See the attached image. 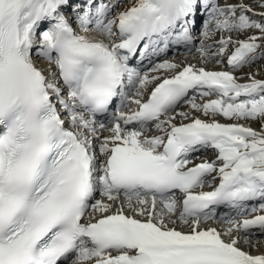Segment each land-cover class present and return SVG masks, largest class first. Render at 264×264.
<instances>
[{"label": "snow or ice", "instance_id": "snow-or-ice-1", "mask_svg": "<svg viewBox=\"0 0 264 264\" xmlns=\"http://www.w3.org/2000/svg\"><path fill=\"white\" fill-rule=\"evenodd\" d=\"M262 61L244 0H0V264H264Z\"/></svg>", "mask_w": 264, "mask_h": 264}, {"label": "rangeland", "instance_id": "rangeland-1", "mask_svg": "<svg viewBox=\"0 0 264 264\" xmlns=\"http://www.w3.org/2000/svg\"><path fill=\"white\" fill-rule=\"evenodd\" d=\"M128 2H129V0H124V6H127ZM225 2H227V3H237L238 0H221V3H222V4L225 3ZM244 2H245V3H248V4H251V5L253 6L254 10L257 11V12L264 11V9H261V8H259V7L256 6V2H255V0H244ZM120 10H123V7H122ZM249 15H251V14H249ZM198 29H199V27H198ZM198 29H197V31H198ZM195 30H196V29H195ZM233 38L235 39L236 37L234 36ZM244 38H245L244 36H241V37H240V39H244ZM218 39H219V36H217V37L215 38V40H213V41H209V43H215ZM229 51H231V49H229ZM167 58H168V59H176L177 62H179V59H180V60L183 61V62L191 63V64H195V65H197V67L202 66L201 62L199 61L198 56H197L195 53H193L192 55L180 54V55L177 56V58H176V56L173 55V54H168ZM184 60H185V61H184ZM37 63H38L39 65H41V64L44 65L43 62H40V61H37ZM206 67H207L208 70H216V71H219V70H227L226 68H224V69L215 68V67H214L213 65H211V64H208ZM244 71H245V73H248V72L257 73V72H258L259 74L256 76V78H257V79L264 80V61L260 62V64H257V65H255V66H253L252 68H247V69H245ZM236 75L239 76V75H241V73H237ZM239 82H240V83H247V82H248L247 77L245 76V78L242 79V80H240ZM215 98H216L215 96H212V99H215ZM205 101H206V100H205ZM205 101H204V102H205ZM197 102H198V103H203V102H200L199 100H198ZM180 110H181V111H188L189 109H188V107L185 105V106H183ZM201 118H202V119H203V118L206 119L205 117H201ZM217 119H219V121H220L221 123H233V121H227V120H224V119L221 120L220 117L217 118ZM241 123H243V121H241ZM248 126H251L253 129H255V130H257V131H259V128H260V125H259L258 123H249ZM105 134H107V133H105ZM260 239H261V242H260V243H261V244H264V238H260ZM260 243H259V244H260ZM241 246H242V247H245V248H248L247 245H243V244H242ZM243 249H244V248H243ZM255 250H260V249H258V248L256 247Z\"/></svg>", "mask_w": 264, "mask_h": 264}, {"label": "bare ground", "instance_id": "bare-ground-1", "mask_svg": "<svg viewBox=\"0 0 264 264\" xmlns=\"http://www.w3.org/2000/svg\"><path fill=\"white\" fill-rule=\"evenodd\" d=\"M197 26H198V24H197ZM197 28V27H196ZM77 31L79 32V29H77ZM195 31V30H194ZM82 34V33H81ZM181 52L183 53V49H181ZM178 55H180V54H178ZM178 55H175L176 56V58H177V56ZM181 60L179 59V62H180ZM185 61V60H184ZM186 63V62H185ZM37 66L38 67H40V68H44V65H39L38 63H37ZM207 99H212V97H209V98H207ZM207 99H206V101L205 102H207ZM200 101V100H199ZM200 102H204V101H200ZM217 118H219V117H217ZM204 119V118H203ZM220 119L222 120L223 118L222 117H220ZM218 121H219V119H218ZM220 122V121H219ZM221 123V122H220ZM243 123H245V122H243ZM211 152H209V153H207V154H205V155H201V159H209V160H211V159H214L215 157H214V155L213 156H211V155H209ZM197 162H199V160L197 161ZM208 189L209 188H205L204 190L205 191H208ZM249 218H251V217H249ZM258 248V249H260V250H255V248ZM247 249V250H246ZM244 251H248V252H251V254H253V255H260V254H264V244H257L255 247H253V248H244L243 249Z\"/></svg>", "mask_w": 264, "mask_h": 264}]
</instances>
